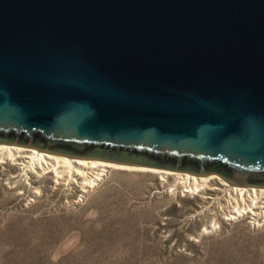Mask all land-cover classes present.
<instances>
[{
    "label": "water",
    "instance_id": "water-1",
    "mask_svg": "<svg viewBox=\"0 0 264 264\" xmlns=\"http://www.w3.org/2000/svg\"><path fill=\"white\" fill-rule=\"evenodd\" d=\"M0 143L264 187V0H0Z\"/></svg>",
    "mask_w": 264,
    "mask_h": 264
},
{
    "label": "rangeland",
    "instance_id": "rangeland-1",
    "mask_svg": "<svg viewBox=\"0 0 264 264\" xmlns=\"http://www.w3.org/2000/svg\"><path fill=\"white\" fill-rule=\"evenodd\" d=\"M23 159L0 162V264H264V227L209 230L222 178L184 192L175 175L111 169L84 193Z\"/></svg>",
    "mask_w": 264,
    "mask_h": 264
},
{
    "label": "bare ground",
    "instance_id": "bare-ground-1",
    "mask_svg": "<svg viewBox=\"0 0 264 264\" xmlns=\"http://www.w3.org/2000/svg\"><path fill=\"white\" fill-rule=\"evenodd\" d=\"M22 156L24 159L21 164H23L25 172L35 171L39 168L43 174H50L56 184H61L62 182H66V184L71 182L79 183L84 193L97 185L111 169L149 171L163 175H175L179 178V183L183 185L184 192L199 191L203 187L202 184L207 180L220 178L215 174L199 176L191 173L129 165L102 159L69 156L37 149L33 146L0 143V162H4V159L16 160ZM79 179L82 180L79 182ZM223 182L225 183V181ZM254 190L264 192V187H254Z\"/></svg>",
    "mask_w": 264,
    "mask_h": 264
},
{
    "label": "built area",
    "instance_id": "built-area-1",
    "mask_svg": "<svg viewBox=\"0 0 264 264\" xmlns=\"http://www.w3.org/2000/svg\"><path fill=\"white\" fill-rule=\"evenodd\" d=\"M225 182L220 180L222 187H217L219 194L209 196L216 217L209 225V230L219 228V223L215 225L218 219L227 224L246 219L253 227H264V192L255 191L252 186Z\"/></svg>",
    "mask_w": 264,
    "mask_h": 264
}]
</instances>
